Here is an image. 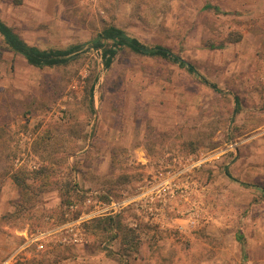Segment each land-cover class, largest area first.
I'll return each instance as SVG.
<instances>
[{
	"label": "rangeland",
	"instance_id": "obj_1",
	"mask_svg": "<svg viewBox=\"0 0 264 264\" xmlns=\"http://www.w3.org/2000/svg\"><path fill=\"white\" fill-rule=\"evenodd\" d=\"M0 19L82 45L41 68L0 35V264H264V0H0ZM110 25L222 91L128 48L107 67Z\"/></svg>",
	"mask_w": 264,
	"mask_h": 264
},
{
	"label": "trees",
	"instance_id": "obj_2",
	"mask_svg": "<svg viewBox=\"0 0 264 264\" xmlns=\"http://www.w3.org/2000/svg\"><path fill=\"white\" fill-rule=\"evenodd\" d=\"M206 8H214L220 10L218 6L206 5ZM0 35L3 38V42L7 49L13 51L15 54L22 55L26 58L27 62L36 67H54L65 65L72 59L78 56V52L82 48V45L72 46L67 49H41L38 46L29 44L24 38H22L13 27L9 26L6 22L0 19ZM239 35L236 41L239 40ZM90 45L93 48L102 50V57L107 67H110L115 60L118 53L123 48H128L135 53L162 57L173 62L179 63L180 66L186 68L191 74L195 75L200 81L210 85L217 91H222L217 85L210 82L205 76H203L196 67L183 59L180 55L175 53L171 48L163 45L149 46L136 37L129 36L123 29L118 26L110 25L104 28L92 41ZM89 101L91 106L94 107V85L89 90ZM237 100V107L235 112L239 110V100ZM229 174V171H227ZM19 186H22L24 190H30L26 181L21 180L19 176H15ZM111 224L113 219H110Z\"/></svg>",
	"mask_w": 264,
	"mask_h": 264
},
{
	"label": "crops",
	"instance_id": "obj_3",
	"mask_svg": "<svg viewBox=\"0 0 264 264\" xmlns=\"http://www.w3.org/2000/svg\"><path fill=\"white\" fill-rule=\"evenodd\" d=\"M218 6V5H217ZM219 7V6H218ZM9 25V24H8ZM10 26V25H9ZM12 27V26H11ZM18 33V32H17ZM19 34V33H18ZM20 35V34H19ZM21 36V35H20ZM22 37V36H21ZM23 38V37H22ZM28 42V41H27ZM29 43V42H28ZM30 44V43H29ZM32 45V44H31ZM36 46V45H35ZM40 48V47H39ZM42 49V48H41ZM11 51V50H10ZM13 52V51H11ZM14 53V52H13ZM22 56V55H21ZM238 99V98H237Z\"/></svg>",
	"mask_w": 264,
	"mask_h": 264
}]
</instances>
